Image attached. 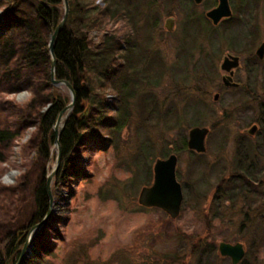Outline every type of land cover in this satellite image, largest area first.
Wrapping results in <instances>:
<instances>
[{"label": "rangeland", "instance_id": "1", "mask_svg": "<svg viewBox=\"0 0 264 264\" xmlns=\"http://www.w3.org/2000/svg\"><path fill=\"white\" fill-rule=\"evenodd\" d=\"M189 1L156 0L153 11L142 5L139 14L131 10L134 36L126 42L135 44L137 68H146L135 78L138 94L114 144L77 153L89 168L85 179L69 184L73 195L63 192L64 182L56 188L53 181V216L65 222L51 233L57 246L45 264H232L220 256L221 242L245 246L241 264H264V185L255 186L264 180V61L256 56L264 43V0H230L233 26L218 27L210 38H203L210 23L199 14L215 1L197 11ZM255 10L256 40L249 41ZM168 19L174 20L172 31L166 29ZM125 26H117L123 35ZM194 30L202 35L189 41ZM227 54L241 58L235 81L253 94L224 88L221 66ZM145 58L147 65L141 64ZM30 98L21 91L5 100L26 104ZM254 125L258 132L248 135ZM194 127L210 129L206 154L187 148ZM36 135L34 127L23 132L7 161L0 162V233L28 224L34 188L58 159L55 147L47 160L36 143L28 146ZM173 153L185 195L176 220L139 205L142 189L152 186L156 160ZM246 170L251 186L236 177ZM223 179L231 183L217 191Z\"/></svg>", "mask_w": 264, "mask_h": 264}, {"label": "trees", "instance_id": "2", "mask_svg": "<svg viewBox=\"0 0 264 264\" xmlns=\"http://www.w3.org/2000/svg\"><path fill=\"white\" fill-rule=\"evenodd\" d=\"M102 1L104 3L100 5L98 0H69L70 15L54 46L55 80L69 83L76 93L73 113L65 120L60 132L62 158L54 177L56 188L64 182L61 189L71 195L74 188L69 184L85 179L89 168L77 153L86 155L114 144L119 131L126 125L125 115L130 112V103L138 94L135 78L146 68H137L134 64L135 44L131 47L126 42H132L134 36L129 33L131 10L139 14L141 5L150 11L156 7V0L147 3L145 0ZM0 11V149L4 152H0V162L7 161L11 146L30 127L36 128L37 135L28 146L36 143L39 155L50 160L53 148L56 149L54 128L57 119L72 102L67 87L53 86V58L49 47L50 35L65 16L63 0H0ZM147 16L150 21V15ZM253 16L252 32L246 37L249 41L256 40V26H253L258 17L257 10ZM238 19L241 21L240 17ZM125 23L121 30L123 35L117 26ZM195 37L193 34V39ZM141 61L143 65L149 62L147 58ZM21 91L31 94L26 104L5 100ZM245 91L253 94L248 87ZM38 104L41 108H37ZM42 107L48 109L43 111L45 108L41 110ZM239 175L236 177L252 185L248 170ZM226 182L231 183L223 179L217 191ZM255 183L261 188L264 180ZM46 186L47 179L43 174L34 188L33 213L28 224L0 233V264H17L30 231L45 220L51 203ZM60 219L52 215L36 233L32 257H27L22 264H45L47 258L53 256L57 244L51 233L54 235L55 226L65 222Z\"/></svg>", "mask_w": 264, "mask_h": 264}, {"label": "water", "instance_id": "3", "mask_svg": "<svg viewBox=\"0 0 264 264\" xmlns=\"http://www.w3.org/2000/svg\"><path fill=\"white\" fill-rule=\"evenodd\" d=\"M197 5L203 3L204 0H194ZM64 6H65V16L61 23L59 24L58 28L50 35L51 39L49 42V47L51 51V55L53 58L52 62V80H53V86L56 88H61L62 86L67 87V89L70 91L71 96V104L66 107L60 116L57 119L56 126L54 128V132L56 134V141L55 145L58 150V159L56 161V164L54 166V169L52 173L47 177V186L46 190L48 192L49 200H51L49 213L47 214L45 220L41 222L40 224H37L34 226V228L30 231V235L24 244V249L21 253V258L18 261L17 264H22L25 259L28 257V253L31 249H33L32 242L35 238L36 233L42 229L45 226V223L47 220L54 214V199L52 195V189L51 185L54 181V177L56 176L57 172L59 171V166L61 162V145L59 144L60 139V132L64 126L65 120L73 113V109L76 104V93L75 90L70 86L69 83L64 81H57L55 80L56 76V58H54V50H55V44L59 38V34L63 31L65 28V24L69 18V12H70V3L69 0H63ZM2 16V13L0 12V18ZM207 18L213 21L215 25H218L222 19L224 18H232V10L231 6L229 4V0H219L218 8L211 10L207 14ZM174 20L168 19L166 24L167 31H172L173 29ZM257 56L259 59L264 60V43L258 48ZM223 64L221 66V71L225 72L226 75L223 78L222 83L224 86L228 88H234L240 87L239 83H234V75L235 70L240 68L241 60L238 56H232L228 55L224 57ZM220 98V95L217 94L215 96V100L218 101ZM63 125V126H62ZM259 127L257 125L252 126L249 131H247L248 135L255 136V134L258 132ZM210 134L209 128H200V127H194L189 132L188 135V142H187V148L188 150L192 152H196L198 154H206V140L208 135ZM178 156L177 154L173 153L166 159H158L156 160V164L153 168V174L154 179L152 186L150 187H144L142 191L139 194V205L142 207L150 208V209H160L164 213L166 212L169 217H171L173 220H176L179 218L180 213L182 211L183 202L185 199V195L183 194V187L181 183H179L177 178V167H178ZM219 247V253L220 256L223 258H228L231 260L232 264H241L245 258L246 250L245 246L237 243V244H229L226 242H221Z\"/></svg>", "mask_w": 264, "mask_h": 264}, {"label": "flooded vegetation", "instance_id": "4", "mask_svg": "<svg viewBox=\"0 0 264 264\" xmlns=\"http://www.w3.org/2000/svg\"><path fill=\"white\" fill-rule=\"evenodd\" d=\"M209 0H204L203 1V3H201V4H199V5H197L196 3H195V1L194 0H190L189 2V5H191V6H193L194 8H196V11L198 10V8L200 7V6H207V4L209 3L208 2ZM215 1V3H214V5H213V3H210V4H208V6L206 7V8H208L207 9V12L203 15V14H199L201 17L200 18H203L204 20H205V22L206 23H210V26H209V24H207L208 25V27H209V29L207 30V33L205 34V35H203L202 37L203 38H210L211 37V33L215 30V29H217L218 27H222V26H224V25H227L228 27H231V26H233L232 24L234 23V17H233V11H234V7L233 6H231V4H230V0H229V4H230V6H231V10H232V18H224V19H222V21L218 24V25H215L214 23H213V21L212 20H210L209 18H207V14L211 11V10H214V9H216V8H218V5H219V0H214ZM198 19V22H201V19ZM207 18V19H206ZM156 18L153 20V21H155L156 22ZM206 20H208V22L206 21ZM193 34H195L196 36H201L202 35V33L201 32H198V30L196 31V30H194L193 32H192ZM187 39L189 40V41H193L192 39H193V37L190 35V37H189V35L187 36ZM228 55H232V54H227V56ZM233 56V55H232ZM234 56H236V55H234ZM256 56H257V53H256ZM239 57V56H238ZM240 58V57H239ZM257 58H258V56H257ZM240 60H241V58H240ZM258 60H260V61H264V60H261V59H259L258 58ZM242 68V60H241V64H240V68H238V69H236L234 72H235V75H234V83H236V81H235V76H236V74H237V70H239V69H241ZM226 75V74H225ZM224 75V76H225ZM224 78V77H223ZM223 78H222V81H223ZM237 83H239L240 84V87H237L236 89H243L244 88V86H243V84H241L240 82H237ZM223 86H224V84H223ZM224 88H227V89H233V90H236V89H234V88H228V87H226V86H224ZM247 87H245L244 89H246Z\"/></svg>", "mask_w": 264, "mask_h": 264}]
</instances>
